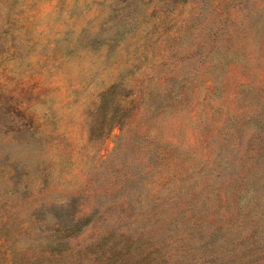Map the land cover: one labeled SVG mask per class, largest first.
I'll return each instance as SVG.
<instances>
[{
	"label": "rangeland",
	"instance_id": "1",
	"mask_svg": "<svg viewBox=\"0 0 264 264\" xmlns=\"http://www.w3.org/2000/svg\"><path fill=\"white\" fill-rule=\"evenodd\" d=\"M0 264H264V0H0Z\"/></svg>",
	"mask_w": 264,
	"mask_h": 264
},
{
	"label": "trees",
	"instance_id": "2",
	"mask_svg": "<svg viewBox=\"0 0 264 264\" xmlns=\"http://www.w3.org/2000/svg\"><path fill=\"white\" fill-rule=\"evenodd\" d=\"M79 231V230H78ZM153 251H156V248L155 247H152V248H148V254H150L151 252Z\"/></svg>",
	"mask_w": 264,
	"mask_h": 264
}]
</instances>
